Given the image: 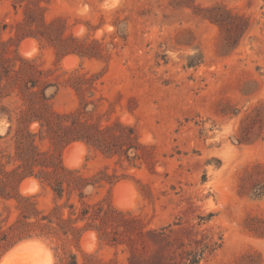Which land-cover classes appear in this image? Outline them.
I'll return each mask as SVG.
<instances>
[{
	"label": "rangeland",
	"instance_id": "1",
	"mask_svg": "<svg viewBox=\"0 0 264 264\" xmlns=\"http://www.w3.org/2000/svg\"><path fill=\"white\" fill-rule=\"evenodd\" d=\"M16 1L0 0L6 64L16 70V54L34 60L44 70L41 78L53 84L45 94L57 113L80 105L70 73L94 75L82 91L95 105L94 110L88 105L87 116L130 125L147 146L139 151L138 167L90 154L84 144L67 156L68 146L62 152L66 166L88 175L104 166L126 173L112 186L92 189L91 200L107 198L145 225L136 256L127 244L85 233L79 250L71 245L80 262L83 253H92L108 264H158L160 258L181 264L184 252L193 251L202 254L198 264H236L248 253L264 264V0L42 1L47 23L60 19L65 34L98 41L104 54L61 59L52 44L35 37L15 46L16 33L27 30L18 25L23 6L14 8ZM213 5L247 19L234 47L205 17ZM6 128L0 119V135ZM37 142L48 149L46 141ZM0 150H10L7 139H0ZM25 181L22 193L40 192L36 179ZM50 199L48 192L37 198L41 208ZM33 240L44 245L48 264H54L53 245ZM45 257L37 254L34 264H45Z\"/></svg>",
	"mask_w": 264,
	"mask_h": 264
},
{
	"label": "trees",
	"instance_id": "2",
	"mask_svg": "<svg viewBox=\"0 0 264 264\" xmlns=\"http://www.w3.org/2000/svg\"><path fill=\"white\" fill-rule=\"evenodd\" d=\"M21 1L17 0L13 6H23V19L18 25L27 30L16 33L15 46L25 37H35L52 44L59 59L67 54L104 58L98 41L65 34L60 19L47 23L40 6L46 0H26L23 4ZM205 11V17L219 26L227 46L234 47L248 27L247 19L222 5H213ZM16 56L20 64L13 70L0 49V119L7 123L0 139H7L10 147L9 151L0 150V259L17 244L39 239L53 245L54 264H108L92 253H83L80 262L71 249L74 245L79 250V241L87 232L95 233L100 242L127 244L136 256L137 243L145 229L142 220L117 209L107 198L91 200L92 189L102 183L112 186L128 175L116 170L110 173L107 166L88 175L80 167L66 166L62 152L70 144L81 142L90 154L138 167L137 161L142 159L139 151H147V146L138 141L132 126L117 120L103 124L87 116L88 105H92V110L95 105L82 91L85 84L96 79L94 75L70 73L68 80L79 95L80 105L72 112L57 113L45 94L53 84L41 78L44 70L34 60ZM6 98L10 100L7 103ZM38 140L46 141L48 149L42 150ZM31 177L39 183L40 192L51 195L47 208L39 206L40 192H21L22 182ZM255 254L243 255L236 264H257ZM201 255L185 251L181 264H198ZM157 263L163 264L162 259Z\"/></svg>",
	"mask_w": 264,
	"mask_h": 264
},
{
	"label": "bare ground",
	"instance_id": "3",
	"mask_svg": "<svg viewBox=\"0 0 264 264\" xmlns=\"http://www.w3.org/2000/svg\"><path fill=\"white\" fill-rule=\"evenodd\" d=\"M77 145L83 147V143L81 144L80 142H76V143L69 145L66 148V156L68 155V152L70 151V149L72 147L75 148ZM24 183H26V181ZM46 251L47 250L45 249L44 245L39 241H36V240L23 241L17 244L16 246H14L12 249H10L0 259V264H34L35 262L39 263L37 254H40V253L41 254L44 253L46 255L45 264H48L50 259Z\"/></svg>",
	"mask_w": 264,
	"mask_h": 264
},
{
	"label": "water",
	"instance_id": "4",
	"mask_svg": "<svg viewBox=\"0 0 264 264\" xmlns=\"http://www.w3.org/2000/svg\"><path fill=\"white\" fill-rule=\"evenodd\" d=\"M68 56H69V55H68ZM66 57H67V56H66ZM70 145H71V144H70ZM25 180H26V179H25ZM25 180H24V181H25ZM24 181H23V182H24ZM23 182H22V184H23ZM22 184H21V185H22ZM24 185H26V184H24Z\"/></svg>",
	"mask_w": 264,
	"mask_h": 264
}]
</instances>
